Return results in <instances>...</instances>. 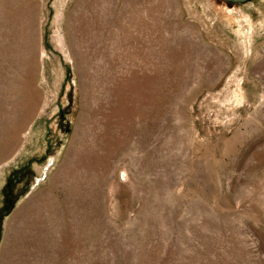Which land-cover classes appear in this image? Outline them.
Returning <instances> with one entry per match:
<instances>
[{"label":"rangeland","instance_id":"1","mask_svg":"<svg viewBox=\"0 0 264 264\" xmlns=\"http://www.w3.org/2000/svg\"><path fill=\"white\" fill-rule=\"evenodd\" d=\"M0 264H264V0H0Z\"/></svg>","mask_w":264,"mask_h":264},{"label":"water","instance_id":"2","mask_svg":"<svg viewBox=\"0 0 264 264\" xmlns=\"http://www.w3.org/2000/svg\"><path fill=\"white\" fill-rule=\"evenodd\" d=\"M226 1H231V2H243L245 0H226Z\"/></svg>","mask_w":264,"mask_h":264}]
</instances>
